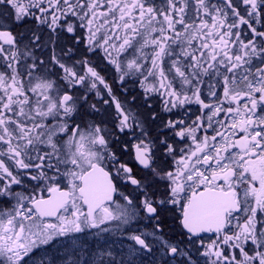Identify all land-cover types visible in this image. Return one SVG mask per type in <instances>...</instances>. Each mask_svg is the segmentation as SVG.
<instances>
[{
	"label": "snow or ice",
	"instance_id": "obj_1",
	"mask_svg": "<svg viewBox=\"0 0 264 264\" xmlns=\"http://www.w3.org/2000/svg\"><path fill=\"white\" fill-rule=\"evenodd\" d=\"M0 264H264V0H0Z\"/></svg>",
	"mask_w": 264,
	"mask_h": 264
},
{
	"label": "rangeland",
	"instance_id": "obj_2",
	"mask_svg": "<svg viewBox=\"0 0 264 264\" xmlns=\"http://www.w3.org/2000/svg\"><path fill=\"white\" fill-rule=\"evenodd\" d=\"M131 87V84L129 85ZM65 243H70L69 241H66ZM58 247H63V245H58Z\"/></svg>",
	"mask_w": 264,
	"mask_h": 264
}]
</instances>
